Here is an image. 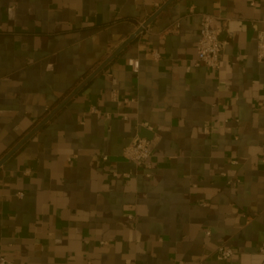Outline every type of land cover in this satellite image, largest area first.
Masks as SVG:
<instances>
[{
    "label": "crops",
    "instance_id": "0c3cea01",
    "mask_svg": "<svg viewBox=\"0 0 264 264\" xmlns=\"http://www.w3.org/2000/svg\"><path fill=\"white\" fill-rule=\"evenodd\" d=\"M169 1L0 0V257L264 264V0ZM202 14L217 71L194 65ZM141 130L150 169L122 158Z\"/></svg>",
    "mask_w": 264,
    "mask_h": 264
},
{
    "label": "built area",
    "instance_id": "2783aa9c",
    "mask_svg": "<svg viewBox=\"0 0 264 264\" xmlns=\"http://www.w3.org/2000/svg\"><path fill=\"white\" fill-rule=\"evenodd\" d=\"M165 0H159V2H164ZM159 3L156 4L158 7ZM250 5H254V0H250ZM215 17L209 14H202L199 24V38L196 46V60L195 67L204 66L209 71H217L220 68V55L223 49L224 42L219 39L221 29L214 27ZM261 28L257 34L256 42V60L258 62L264 63V20L260 22ZM154 59L157 58L156 53H152ZM128 66L133 73H137L139 69L138 61L135 59L128 60ZM111 100L117 101L119 98L118 91L112 90L110 94ZM123 103L127 104L132 102L133 99L124 98ZM264 106V103H263ZM89 111L96 115L101 116V113L95 107H91ZM142 127L149 128L147 123H144ZM122 158L136 165L144 164L147 169H150L149 159L151 157V142L145 138L135 137L133 141L128 143L122 148ZM103 161H107V157L103 156ZM28 173V171H26ZM112 175L116 173L112 172ZM147 177L149 174H146ZM123 178H130L129 173H123ZM16 196L21 199L23 194L21 192L17 193ZM260 254L264 255V242L258 248ZM214 260L217 263H229L236 259V253L227 246H219L214 251ZM0 264H13L11 261L0 257Z\"/></svg>",
    "mask_w": 264,
    "mask_h": 264
},
{
    "label": "water",
    "instance_id": "95a60500",
    "mask_svg": "<svg viewBox=\"0 0 264 264\" xmlns=\"http://www.w3.org/2000/svg\"><path fill=\"white\" fill-rule=\"evenodd\" d=\"M172 0H170L169 2H171ZM168 2V3H169ZM167 3V4H168ZM166 4V5H167ZM165 5V6H166ZM164 6V7H165ZM163 9V8H162ZM162 9H160L156 14H154V16H152L150 19H148L147 21H145L144 23H143V25L136 31V34L135 35H132L131 37H130V39H133L136 35H138L140 32H142L143 31V29H145L149 24H150V22L152 21V19L162 10ZM138 137H140V138H144V137H147V135H146V133H145V131L144 130H141V133L138 135ZM149 138V137H148ZM9 158V155H7L6 157H4L3 159H1L0 160V167L4 164V162L7 160Z\"/></svg>",
    "mask_w": 264,
    "mask_h": 264
},
{
    "label": "trees",
    "instance_id": "16d2710c",
    "mask_svg": "<svg viewBox=\"0 0 264 264\" xmlns=\"http://www.w3.org/2000/svg\"><path fill=\"white\" fill-rule=\"evenodd\" d=\"M60 102L59 101L56 105H54L52 108H50V114L47 112L48 115H46V118H45V122H43L44 124H46V122H49L55 115L56 113L59 111V109L61 108L60 107Z\"/></svg>",
    "mask_w": 264,
    "mask_h": 264
}]
</instances>
